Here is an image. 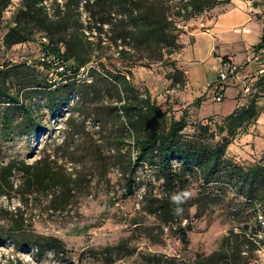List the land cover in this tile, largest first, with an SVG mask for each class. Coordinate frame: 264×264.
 Here are the masks:
<instances>
[{
    "label": "rangeland",
    "instance_id": "1",
    "mask_svg": "<svg viewBox=\"0 0 264 264\" xmlns=\"http://www.w3.org/2000/svg\"><path fill=\"white\" fill-rule=\"evenodd\" d=\"M52 1L46 0L47 6ZM20 4L21 0H11L0 24V71L11 68L5 80L9 93L30 106L44 128L37 135L14 134L11 138L2 137L0 128V171L12 161L33 164L45 158L54 161L52 165L58 166L59 171L73 173L76 180L67 198L59 203L52 201L54 190L49 194L36 188H19L20 174L13 171L9 185L0 188L1 264H194L199 252L209 256L210 264H264V229L259 235L252 206L227 197L204 206L199 200L201 187L197 175L190 178L186 188L194 194L186 202L189 215L183 212L169 223L162 220L157 210L166 188L164 178L155 168L142 162L135 165V193L124 197L129 174L125 164L132 155L133 137L110 107L120 104V95L115 89L102 85L98 96L85 99L74 96L61 108L49 112L44 90L37 87L48 79L56 78L53 83L58 84L64 82V78L50 76L38 64L42 56L40 34H36L33 41L8 50L3 44V36L13 24ZM82 6L83 3L80 4L83 29L91 26L95 34V22L89 21V13ZM218 13V18L212 20ZM252 17L253 23L247 25ZM262 18L263 1L253 0L248 5L246 0H232L225 9L190 20L182 42L193 40L188 32L199 27L200 20L205 26L212 21L209 24L212 35H200L195 46L185 48L187 43L183 42L182 52L172 56L179 62L183 53L188 90L172 85L177 71L162 63L136 66L132 81L140 92L148 91L152 99L157 100L162 111H167V118L180 116L187 107L186 131H192L194 125L201 122L200 107L206 113L226 111L236 95L251 92L255 81L244 75L254 67L252 53L264 37ZM244 25L250 27L251 35L235 30ZM257 29L261 30L259 37ZM94 40L97 42V38ZM210 42L221 55L220 67L225 61L237 68L236 74L223 82L227 86L220 102L213 100V90L208 86L219 82L220 71V68L205 67ZM100 54L106 56L110 51L104 48ZM94 66H98L97 58L82 68V78L87 69ZM3 79L0 75V81ZM246 86L249 90L245 91ZM200 98L197 105L194 101ZM5 107L18 120L20 112L14 103L0 104V120ZM101 107L104 108L100 110ZM97 111L100 115H95ZM253 135H258L256 130ZM254 139L250 141L252 147L244 148L245 143L240 141L241 150L236 149L246 158V163L263 159L264 149L259 140L254 143ZM25 189L33 191L27 203L22 197ZM17 219L23 220L22 232L11 230ZM179 227H188L187 246L181 242ZM38 236L59 238L65 243V251L37 253L28 242H34Z\"/></svg>",
    "mask_w": 264,
    "mask_h": 264
},
{
    "label": "trees",
    "instance_id": "2",
    "mask_svg": "<svg viewBox=\"0 0 264 264\" xmlns=\"http://www.w3.org/2000/svg\"><path fill=\"white\" fill-rule=\"evenodd\" d=\"M231 1L64 0L62 3L53 0L47 6L46 0H21L13 24L3 36V44L8 50L14 45L31 42L36 34H40L42 56L38 64L50 76L64 78L62 83H53L54 78L37 87L44 90L49 112L61 108L74 96L81 99L98 96L102 85L115 89L120 95V104L110 107L133 137L132 155L125 164L129 171L125 198L135 193V165L142 162L155 168L164 178L166 188L157 210L162 220L169 223L174 217L178 218L173 214L175 205L170 203V197L186 190L190 178L197 175L201 187L199 200L204 206L224 197L239 199L246 206H252L261 235L264 229V150L263 159L246 163L231 157L228 149L240 134L256 123L264 110V102L259 105L261 98L264 101V72L253 81L251 92L243 97V103L231 113L200 119L201 122L189 132L186 131L187 107L180 116L167 118V111H162L157 100L152 99L148 91L140 92L132 81L136 66L162 63L177 71L172 85L186 89V71L172 56L184 48L181 37L187 32V24L219 8L225 9ZM81 3L89 13V21L95 22V34L91 26L83 29ZM10 4L11 0H0V24ZM91 37L97 38V42ZM104 48L110 51L109 55L100 54ZM255 49H264V37ZM94 58H97L98 66L87 69L82 78V68ZM11 71V68L0 71L4 78L0 81V104L14 103L20 116L18 120L14 119L8 107L3 108L1 136L37 135L44 127L34 110L8 91L5 80ZM201 99L194 102L198 105ZM95 115H100L99 111ZM134 154L136 158H133ZM52 164L54 161L45 158L33 164L9 162L0 171V188L9 185L10 176L17 170L21 180L19 188H36L49 194L54 190L52 201L61 203L74 188L76 179H73V173L61 172ZM32 192L30 189L22 191L25 203ZM182 207L188 216L186 203ZM11 230L24 231L23 220L17 219ZM179 233L181 242L187 246L188 227H179ZM33 241L28 245L35 247L39 254L65 251V243L53 236H38ZM194 264H210L209 256L197 253Z\"/></svg>",
    "mask_w": 264,
    "mask_h": 264
},
{
    "label": "crops",
    "instance_id": "3",
    "mask_svg": "<svg viewBox=\"0 0 264 264\" xmlns=\"http://www.w3.org/2000/svg\"><path fill=\"white\" fill-rule=\"evenodd\" d=\"M252 1L253 0H246V3L249 5ZM256 1H258V0H256ZM261 1L264 2V0H261ZM219 14L220 13H218L217 16L214 19H212V20L215 21L218 18ZM253 19H254L253 17L248 19V24L247 25H249L250 23H253ZM262 20H264V18H262ZM211 22L212 21L209 20L207 26H205L206 25L205 22L200 20V24H199L200 26L197 27L196 29L192 30L191 32H188V34L193 37V40L191 42H189V43L185 42V40H183L184 43H187L185 48L187 46L192 45V44H193V46H195L196 38H198L200 35H203V34L212 35V32L210 30L211 25H209ZM247 25H244L241 29L236 28L235 30L238 33L242 34V35H251L252 34V30ZM218 34H220V33H218ZM260 34H261V30L257 29L256 36L259 37ZM245 46H246V51L248 52L249 48L247 47L246 41H245L244 47ZM196 49H197V47L195 48V50ZM252 55H253V60L255 62V65H254V67L251 70H249L247 72V75H244V77L245 78H250L251 81H255L258 78V76L261 75L264 72V49H262L260 51L255 50V52H253ZM182 56H183V53H181V58L179 57V59H180L179 60V65H181L186 71V74H187V90H188L189 77H188L186 64H185V61H184ZM220 56L221 55H219V54H217L215 52L214 45L210 42L208 44V52H207L206 57H205V60H206L205 67H206V69H209V68H211V69L220 68V63H219ZM246 81H248V79ZM246 90H248V87H245V91ZM245 95H247L246 92H244V93L240 92L238 95H236L232 99V103H231V105L228 106L226 111L206 113V112H202V107H200V109H199V112H200L199 118L200 119H204V118H207L208 116H213V115H227V114L231 113L238 106V104H242L243 103V101H244L243 97ZM263 102H264L263 98H261V100L259 101V105H263ZM254 130H256L258 135H256V136L253 135V131ZM253 137H255L254 143H255L256 139H258L259 140L258 142L261 145L260 147H262L264 149V110L261 111V114H260L258 120L256 121V123H254L247 130V132H244V133L240 134L235 139V141L229 146V149H228L229 155L231 157L239 160V161H245L246 158H244L241 155V153L238 154L236 149L238 147L239 151L241 150L240 149L241 145L239 144L240 141H243L245 143L244 144V148L252 147V142H250V141H251V139Z\"/></svg>",
    "mask_w": 264,
    "mask_h": 264
},
{
    "label": "built area",
    "instance_id": "4",
    "mask_svg": "<svg viewBox=\"0 0 264 264\" xmlns=\"http://www.w3.org/2000/svg\"><path fill=\"white\" fill-rule=\"evenodd\" d=\"M237 68L232 64L223 61L219 71V82L217 84H209L208 86L213 90V100L216 102L222 101L224 98V91L226 88V82L231 75L236 74ZM264 224V222H263Z\"/></svg>",
    "mask_w": 264,
    "mask_h": 264
},
{
    "label": "clouds",
    "instance_id": "5",
    "mask_svg": "<svg viewBox=\"0 0 264 264\" xmlns=\"http://www.w3.org/2000/svg\"><path fill=\"white\" fill-rule=\"evenodd\" d=\"M193 193L189 190H184L182 192L173 194L170 197V203L175 205L173 208V214L174 215H182L184 208L182 207L183 204H185L188 200L193 198Z\"/></svg>",
    "mask_w": 264,
    "mask_h": 264
}]
</instances>
